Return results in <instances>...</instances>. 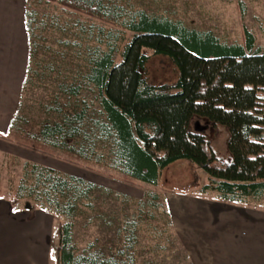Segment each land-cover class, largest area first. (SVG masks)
<instances>
[{
	"label": "trees",
	"instance_id": "obj_1",
	"mask_svg": "<svg viewBox=\"0 0 264 264\" xmlns=\"http://www.w3.org/2000/svg\"><path fill=\"white\" fill-rule=\"evenodd\" d=\"M45 1L92 21L119 25L133 35L116 62L121 30L100 25L94 36L91 29L96 44L77 54L75 73L61 85L63 100L55 97L59 104L49 108L60 120H48L36 131L21 129L27 136L21 141L16 115L9 132L0 131L1 139L52 157L50 148L59 149L69 163L89 169L88 164L100 165L119 172L132 185L156 186L170 165L188 161L207 174L204 193L213 191L226 202L264 199V112L257 110L258 91L264 88V53H250L255 45L252 32L245 30L244 43H227L213 30L192 28L183 20L142 8L128 10L114 0ZM25 17L31 44L42 21L36 22L34 11L28 10ZM146 49L174 62L179 70L175 83L149 82L145 69L151 55ZM84 92L93 97H82ZM95 101L101 119L86 126ZM194 118L212 123L215 134L225 128L229 159L218 156L209 137L194 130ZM10 196L15 206L26 202L65 218L58 229L57 264H136V218L154 217L163 204L157 191L139 199L30 161H23L22 176ZM100 197L102 204L121 201L120 213H97ZM132 205L137 210L129 214ZM99 218L107 227L115 221L116 237L105 244L97 238L80 249L76 224Z\"/></svg>",
	"mask_w": 264,
	"mask_h": 264
},
{
	"label": "rangeland",
	"instance_id": "obj_2",
	"mask_svg": "<svg viewBox=\"0 0 264 264\" xmlns=\"http://www.w3.org/2000/svg\"><path fill=\"white\" fill-rule=\"evenodd\" d=\"M130 8H142L149 12L163 14L175 20H183L187 26L200 30H213L220 39L227 43H244L245 30H249L255 36V45L251 54L264 53V0H114ZM0 4V19L16 17L15 23L21 22L23 36L17 35L19 40L24 37V46H30L32 54L29 59L30 74L23 83L22 91L18 97H9V114L12 119L19 115L15 126L17 128L18 140H25L27 136L21 134V129L36 131L38 127L48 120L59 121L60 116L56 112H50L51 104L56 107L59 103L54 100L59 96L60 102L61 85L68 83L76 68L77 54L82 52L87 45H95L91 40V29L96 36L97 27L104 25L107 30H121L123 40L119 42V51L115 54V61H120V51L129 42L133 33L123 30L121 26L89 20L72 11H65L57 3L45 0H2ZM12 8V9H11ZM34 11L36 22H41L35 30V38L29 44V36L26 27V12ZM2 20V21H3ZM93 25V27H91ZM20 27V26H19ZM2 36L0 34V44ZM3 48V47H0ZM4 49V48H3ZM8 58L16 53L14 49L8 50ZM146 51L151 58L146 66L145 73L149 82L160 85L175 83L179 78V70L174 62L164 55H152L149 49ZM4 52L0 53V60H4ZM257 110L264 112V88L258 91ZM82 97L91 99L92 94L84 92ZM99 104L93 102L91 110L92 119L86 126H95L93 121L101 119ZM192 126L195 131L205 134L212 142L216 154L229 159L227 149L228 132L219 127V134H215L212 123L194 118ZM16 137V132L12 133ZM17 138V137H16ZM34 141V139H33ZM50 148V147H49ZM33 151V150H32ZM50 151L55 157L33 151L42 161L64 162L74 165V168L89 172L93 180L100 181L108 188L117 192L129 194L136 198H143L148 191H157L163 197V204L154 217L144 216L138 219L140 227L138 230L137 263L136 264H196L206 253L207 236L211 233L206 227L198 226L200 222L198 213L191 212L188 208L191 203L197 204H222L226 201L219 199L215 192L204 193L202 187L207 183V174L204 170L197 168L188 161H178L165 169L161 175L159 184L132 185L123 181L119 172L109 171L105 167L96 164H88L85 167L81 163L72 164L65 161L66 156L59 149ZM23 161L9 155L0 154V195L10 196L11 188L15 187L22 176ZM87 166V165H86ZM113 200L112 198H110ZM102 197L96 205L97 213L108 211L109 214H119L122 206L121 201H110L102 204ZM103 201V200H102ZM236 203V202H235ZM264 203V199L261 200ZM24 209L32 207L26 202L20 203ZM131 206V204H130ZM136 207L132 205L129 214L135 212ZM223 210H215L216 218L224 221ZM96 214V213H95ZM56 224V238L54 250L58 245V229L65 218L54 215ZM135 218V217H134ZM206 225L216 231V222L212 217L205 220ZM177 226V227H176ZM117 225L107 227L103 219H97L89 223L81 219L74 228L75 240L80 249L85 248L91 241L99 239L105 244L111 238L116 237ZM217 235V234H216ZM209 245V244H208ZM205 246V247H204Z\"/></svg>",
	"mask_w": 264,
	"mask_h": 264
},
{
	"label": "crops",
	"instance_id": "obj_3",
	"mask_svg": "<svg viewBox=\"0 0 264 264\" xmlns=\"http://www.w3.org/2000/svg\"><path fill=\"white\" fill-rule=\"evenodd\" d=\"M0 4H3L2 0ZM14 19L15 16L0 19V47L4 48H0V53L4 52L5 57L0 60V131L4 133L9 132L12 121L9 97H18L22 91L29 66V50L24 46V37L22 43L16 38L17 35L23 36L22 24L15 23ZM5 49H14L16 53L11 54L12 59L8 58ZM0 154L107 185L93 180L89 172L78 170L74 165L42 161L32 150L1 138ZM24 208L12 204L9 196L0 195V264H57V250L55 252L53 246L57 229L54 214L39 208ZM223 208L224 221L221 217L217 220L215 210ZM188 210L198 213V226L211 231L204 249L206 253H201L204 254V264H264V203H191ZM212 217L217 224L216 231L205 223ZM194 261L203 264L201 260L194 258Z\"/></svg>",
	"mask_w": 264,
	"mask_h": 264
}]
</instances>
